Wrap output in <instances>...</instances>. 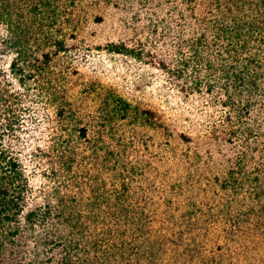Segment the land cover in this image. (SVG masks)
Listing matches in <instances>:
<instances>
[{
    "label": "trees",
    "instance_id": "obj_1",
    "mask_svg": "<svg viewBox=\"0 0 264 264\" xmlns=\"http://www.w3.org/2000/svg\"><path fill=\"white\" fill-rule=\"evenodd\" d=\"M28 1L47 32L13 58L19 80L80 47L106 11L129 14L138 1L154 14L151 39L96 47L156 65L221 107L196 137L116 92H99L90 110L77 93L54 96L57 138L43 155L58 184L42 201H29L26 170L0 143V227L13 245L33 243L24 263L223 264L241 243L249 264H264V0Z\"/></svg>",
    "mask_w": 264,
    "mask_h": 264
},
{
    "label": "rangeland",
    "instance_id": "obj_2",
    "mask_svg": "<svg viewBox=\"0 0 264 264\" xmlns=\"http://www.w3.org/2000/svg\"><path fill=\"white\" fill-rule=\"evenodd\" d=\"M28 7V0H6L2 6L0 3V11L6 14L5 21H0V143L25 168L31 203L42 201L58 184L43 154L56 142L53 98L60 92L77 93L86 100L83 104L88 110L96 107L93 106L95 96L102 98L105 92H116L133 105L156 112L167 128L196 137L220 118L218 103L213 104L201 94L182 92L169 72L132 55L96 47V42L128 33L142 36L143 40L151 39L154 14L138 1L129 14L106 11L101 23L86 26V37L80 47L71 50L51 68L34 71L31 77L19 80L11 71L13 58L21 48H24L21 52L36 50V43L44 41L47 32L40 29L37 17L29 13ZM17 40L19 43L15 44ZM162 134L161 140L166 139V133ZM9 238L0 227V264L28 262L35 252L33 243L18 239L13 245ZM241 246L237 244L236 253L223 264H249L250 258Z\"/></svg>",
    "mask_w": 264,
    "mask_h": 264
}]
</instances>
